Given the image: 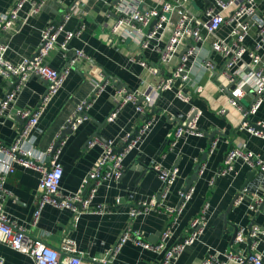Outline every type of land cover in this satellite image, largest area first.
<instances>
[{
  "label": "crops",
  "instance_id": "0c3cea01",
  "mask_svg": "<svg viewBox=\"0 0 264 264\" xmlns=\"http://www.w3.org/2000/svg\"><path fill=\"white\" fill-rule=\"evenodd\" d=\"M44 1L45 5L39 14L29 16L24 24L16 22L13 30L5 32L1 38L9 46L6 59L13 64H20L26 58H34L41 45L43 32L51 24L60 22L70 8L80 5L85 13L84 16L71 18L59 42L65 40L68 32L76 31L84 23L80 38L72 40L68 49L57 47L47 59L48 65L55 70H62L69 64L72 70L64 86L47 104L39 128L31 138V148L45 163L50 162L47 150L64 133L77 105L90 97L97 83L107 82L89 110L88 119L65 138L67 140L61 154L63 192L87 195L90 189L88 175L96 166L107 142L114 141L115 151L120 152L125 147L123 138L127 133L136 135L148 118L152 125L138 145L125 156L121 179L110 178L99 186L92 205H102L107 212L84 213L75 221L70 210L47 206L38 223L32 224L39 203L40 173L18 166L7 179L9 194L4 202L10 216L25 225L30 235L44 239L53 247L58 248L65 238L70 237L83 254L82 264H160L164 253L156 252L153 247L159 243L162 233L172 227V236L167 244L170 248L183 238L190 222L209 202L205 234L171 264H202L211 251L218 252L222 259H226L227 253H250L249 238L240 245L236 244L231 228L237 226L248 231L253 220L264 228V211L254 214L249 209L253 196L264 193V177L261 178L257 172L249 182L250 173L256 171L243 158H238L233 170L227 174L219 173L227 153L238 144H245L246 151L253 152L264 161V138L240 129L243 113L250 107L253 96L248 95L239 100V106L230 103L231 96L226 92L228 81L222 74L224 60L211 49L213 37L201 46L199 55L191 59L187 85L175 81L158 94L157 86L162 80L171 77L179 57L165 68L160 64V55L154 46L142 50L132 37L122 40L112 36V27L118 18L115 6L121 0ZM158 1H145L141 10H148ZM12 2L0 0V13L8 14ZM204 8L202 1H193L190 6L191 11L199 15L203 14ZM30 9L31 5L27 3L21 15L24 17ZM258 10L264 17V4H260ZM228 33L229 28L223 27L217 36L225 37ZM168 38L169 33H166L161 46L165 45ZM253 42L254 37L251 36L246 44L252 45ZM77 50L84 51L87 58L77 59ZM184 51L185 47L182 46L179 55ZM205 60L215 63L219 72L213 74L202 67L201 63ZM14 82V79L0 73V99L12 90ZM48 88L49 83L37 76L26 83L17 100L0 116L1 142L5 145L14 144L24 124L19 112L35 109ZM121 89L155 96L156 104L151 112L144 114L137 112L132 104H127L114 121H109L111 113L119 104L118 92ZM223 110L225 112H221ZM195 119L203 136L185 135L173 146L170 139L177 127L188 126ZM250 121L255 124L264 122V105L256 115L250 116ZM93 136L96 142L90 146L89 140ZM213 141L218 143L211 152ZM0 159H5V156L0 154ZM197 166L205 167V172L200 175L199 171L195 179ZM156 167L169 170L177 168L179 171L165 198L159 195L163 183ZM247 182L249 190L245 201L240 204L236 201L230 209ZM191 183V186L196 187V193L179 215L171 216L156 207L131 217L132 208L142 202H150L154 196H159V202L164 207L179 208L180 192ZM225 214L229 222L227 226ZM128 227L140 233L144 244L129 241L114 253L113 249ZM256 251L264 259V236ZM0 257L7 264H34L28 255L5 244H0Z\"/></svg>",
  "mask_w": 264,
  "mask_h": 264
},
{
  "label": "built area",
  "instance_id": "2783aa9c",
  "mask_svg": "<svg viewBox=\"0 0 264 264\" xmlns=\"http://www.w3.org/2000/svg\"><path fill=\"white\" fill-rule=\"evenodd\" d=\"M12 1L10 12L8 14L0 13V73L6 78L14 79L15 82L5 98L0 99V116L11 103L17 100L23 87L32 77L37 76L44 79L49 83V88L35 109L19 112L24 124L14 144L5 145L0 141V154L5 156V159H0V244H5L17 252L28 255L34 264H82L83 254L70 237L65 238L58 248L53 247L44 239L30 235L25 225L10 216L4 202L9 194L6 188L7 179L18 166L40 173L39 203L32 222L34 225L38 223L47 206L70 210L75 221L84 213L103 214L108 211L104 206L92 205L99 186L110 178L121 179L125 156L138 145L150 129L152 121L148 120L149 118L146 119L136 135L127 133L123 138L125 147L120 152L115 151L114 141L107 142L96 166L88 175L90 189L87 195L64 193L62 190L64 168L61 163V154L67 139L61 140L57 145L63 133L46 152L50 161L48 164L35 154L30 143L32 135L39 128V121L47 104L64 86L72 70L71 64L62 70H55L48 65L47 59L57 47L68 49L72 40L80 38L85 28L84 23H81L76 31L68 32L65 40L59 42V37L71 18L84 16L85 13L80 5L70 8L60 22L51 24L43 32L42 42L34 59L26 58L20 64H13L6 59L9 46L2 41V34L13 30L16 22L24 24L29 16L39 14L45 1ZM145 1L147 0H121L115 6L118 18L112 27L111 34L122 40L132 37L142 50L154 46L160 55V64L165 68L176 57H179L171 77L162 80L157 86V93L166 90L175 81H182L187 85L190 79L191 59L197 57L201 46L206 44L210 37H213L211 49L223 58L222 74L228 81V88H234L230 103L239 106V100L248 95L253 96L250 107L243 113L240 129L264 138V122L255 124L250 121V116L256 115L264 105V17L258 10L259 5L264 4V0H159L148 10L143 11L141 5ZM193 1L204 2L203 14L199 15L191 11L190 6ZM27 3L31 5V9L23 17L21 14ZM223 27L229 28V33L225 37H218L217 33ZM166 33H169L168 41L164 46H161ZM251 36L254 37V42L252 45H247L246 41ZM182 46L185 47V51L179 55ZM76 54L77 59L87 58L82 50H77ZM201 64L213 74L219 72L216 64L210 60H205ZM106 83H97L90 97L77 105L74 115L67 122L71 125L72 132L77 131L88 119V112L100 97ZM179 96L185 99L183 95L179 94ZM118 97L119 104L111 113L109 121H114L127 104H132L137 112L142 114L151 112L156 104L155 96L139 91L121 89L118 92ZM185 135L203 136L197 128L196 119L188 126L177 127L173 146ZM95 142L96 140H92L89 145L93 146ZM217 143L218 141H213L211 152ZM238 158H243L252 170L264 175V161L253 152L246 151L245 144H238L230 149L219 175H225L233 170L234 163ZM156 170L163 183V189L159 195L165 198L175 183L179 171L177 168L169 170L161 167H156ZM204 172L205 167L200 169V175ZM247 192L248 189L242 191L236 200L237 204L245 201ZM195 193V186L182 190L179 208L164 207L159 202V196H154L150 202H142L132 208L130 215L134 218L142 211L157 207L171 216H177L193 199ZM263 205L264 193L255 194L250 200L249 209L256 214L261 211ZM209 207V202L205 203L199 215L190 222L183 238L170 248L167 247V244L172 236V227L162 233L159 243L153 247L156 252L164 253L160 264H171L174 259L184 253L188 246L201 240L208 226ZM262 236H264V228L259 225L253 226L248 231L239 229L235 243L240 245L245 242L247 237L251 238L250 253H227L226 259H222L218 252L211 251L202 264H264L263 255L256 251ZM129 241L144 244L140 233L134 231L132 227H128L113 252H118ZM0 264L7 263L0 257Z\"/></svg>",
  "mask_w": 264,
  "mask_h": 264
},
{
  "label": "water",
  "instance_id": "95a60500",
  "mask_svg": "<svg viewBox=\"0 0 264 264\" xmlns=\"http://www.w3.org/2000/svg\"><path fill=\"white\" fill-rule=\"evenodd\" d=\"M35 57H36V55L34 56V58H35ZM34 58H33V59H34ZM16 79H18V78H16ZM233 89H234L233 87H229V88L226 89V92H227L230 96H232V90H233ZM175 132H176V130L173 132V135H172V137H171V139H170L172 143L174 142V139H175ZM71 133H72L71 125H70V124H67V125H66V128H65V130H64L63 136H62V138L57 142V145H59V142H60L61 140L65 139V138L67 137V135H69V134H71ZM93 139H94V136H93L92 138H90L89 142H91ZM200 169H201V167H200V166H197V168H196V171H197L196 173H197V174L195 175V179H197V177H198V173H199ZM256 173H257V172H252V173H250L249 182H250L251 180L254 179V176H255ZM259 174H260V177H261V178L264 177V175H263L262 173H259ZM191 182H192V181H191ZM249 182H247V183L245 184L243 190L248 188V186H249ZM191 185H192V183L189 184V185L187 186L186 189L190 188ZM243 190H242V191H243ZM248 190H249V188H248ZM252 193H253V192H252ZM240 195H241V193H240V194L237 196V198L234 200V202L232 203L230 209H232L234 203L236 202V200L238 199V197H239ZM260 210H261V211H264V205L261 207ZM224 221H225V224H226V226H227V224H228L229 222H228V220H227V215H226V214L224 215ZM255 225H257V224H256V221L253 220V222H252L251 225L249 226V230H251V229L253 228V226H255ZM231 229H232V232H233V241L235 242L236 237H237V233H238V231H239V228H238L237 226H233ZM249 241L252 242V239L249 238Z\"/></svg>",
  "mask_w": 264,
  "mask_h": 264
}]
</instances>
